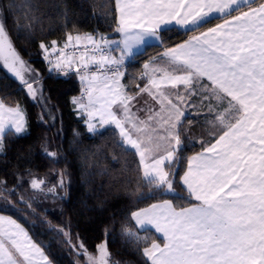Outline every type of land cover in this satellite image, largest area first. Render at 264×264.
Listing matches in <instances>:
<instances>
[{
	"label": "snow or ice",
	"instance_id": "snow-or-ice-1",
	"mask_svg": "<svg viewBox=\"0 0 264 264\" xmlns=\"http://www.w3.org/2000/svg\"><path fill=\"white\" fill-rule=\"evenodd\" d=\"M117 11L116 31L121 40H100L104 45L115 43L120 58H91L101 68L108 64L116 65L117 70L105 76L102 83H98L96 73L82 75L88 87L81 98L73 101L86 113L89 132L96 131L93 120H98L101 127L114 124L123 143L140 156L147 183L172 191L166 165L176 159L182 143L178 126L184 112L180 104L197 94L198 85L220 128L214 143L188 159L187 171L181 177L189 196L198 203L177 210L170 200H164L132 213L142 229L152 226L163 236V244L153 241L143 249V255L151 264H264V2L253 7L250 0H117ZM213 13L223 23L165 49L163 55L172 70H165L159 80L149 77L148 84L140 89L148 92L160 108L149 109L147 120L135 116L131 111L135 97L121 90L119 78L123 73L118 66L124 58L140 54V46L149 41L163 43L162 33L174 25L198 29L210 22ZM68 39L72 40L71 35ZM87 39L99 47L92 37ZM76 40L79 42L80 37ZM40 47L48 52L44 44ZM0 60L34 98L36 90L24 79V62L9 40L2 19ZM63 63L70 67L72 58L67 57ZM61 64L58 59L56 67L61 68ZM83 66L87 68V63ZM149 67L144 65L146 70ZM203 80L209 83H201ZM162 85L173 89L183 86L184 93L177 91L175 101L163 91L153 94L152 89L159 90ZM213 101L222 110H217ZM145 127H150L152 134L143 140L134 138V133L144 132ZM6 131L24 133L26 119L19 106L6 108L0 103V147ZM41 184L43 181H32L33 188ZM126 235L132 238L136 234L127 231ZM80 248L87 254L82 243ZM97 252L95 257L88 256V264H110L105 243L97 246ZM37 257L43 264H50L20 224L0 216V264H37Z\"/></svg>",
	"mask_w": 264,
	"mask_h": 264
},
{
	"label": "trees",
	"instance_id": "trees-1",
	"mask_svg": "<svg viewBox=\"0 0 264 264\" xmlns=\"http://www.w3.org/2000/svg\"><path fill=\"white\" fill-rule=\"evenodd\" d=\"M0 4L13 47L41 78V99L34 101L26 87L0 67V101L19 106L26 119L24 133L3 137L0 215L22 224L53 264H88V256L95 257L104 241L110 264H151L143 249L163 240L151 230H139L132 213L164 200L178 209L194 204L181 177L188 158L197 151L184 152L174 174L176 194L156 189L144 179L136 152L123 143L117 129L89 132L73 103L81 94V82L75 76L50 73L40 47L50 49L53 41L62 46L76 34L118 40L116 0H0ZM192 34L178 29L162 33L160 46L148 47L129 62L125 75L130 86L138 83L146 59ZM33 180L43 184L33 188ZM127 231L135 237L129 238Z\"/></svg>",
	"mask_w": 264,
	"mask_h": 264
},
{
	"label": "crops",
	"instance_id": "crops-1",
	"mask_svg": "<svg viewBox=\"0 0 264 264\" xmlns=\"http://www.w3.org/2000/svg\"><path fill=\"white\" fill-rule=\"evenodd\" d=\"M258 0H250V2L252 3V6L253 7H257L260 3H257L256 4V2H257ZM116 5H117V0H116ZM245 10H247V9H245ZM117 13H118V19H119V12L117 11ZM233 14H235V13H233ZM209 20H210V22H212V21H214V20H217L218 22L217 23H215V24H213V25H210V26H208V23H210V22H208V23H205V24H203L201 27H199L198 29H195V30H186V29H184V28H182V27H180V26H178V25H174V26H172V29H178V30H181V31H184V32H193V34L190 36V37H192V36H194V35H199V33L200 32H204V31H206L208 28H210V27H215L217 24H220V23H223V20L221 19V18H219L218 17V15L217 14H215V13H213L212 14V17H210L209 18ZM207 25V26H206ZM206 26V27H205ZM80 37V40H79V42H77V40H76V37ZM90 37H92L95 41H97L98 42V44H99V47H103V49L104 50H106V49H108V50H111L112 51V55H111V57H115V58H120V56H121V51H120V49L118 48V47H116V44L115 43H111V44H109V45H104L103 44V42L100 40V37H95V36H91V35H89ZM88 35H80V34H76V35H72L71 37H72V40L71 41H69V39L67 40V42L64 44V45H62V46H58V45H54L53 47H51L50 49L48 48V51H50V50H53V48H55V50H56V55L58 56V57H61L62 56V64H61V68H57L56 66L54 67V69L55 70H50V68H49V72L50 73H58V74H61L62 72H64L69 66L66 64V63H63V61L64 60H66V58L67 57H71L72 58V64H71V66L70 67H73V66H82V65H84L85 63H87V65H92V64H96L95 62H93L92 61V53L91 52H88V51H84V52H73V53H68L67 51H64V49H67V48H69V47H78V46H95L96 47V45H94L93 43H92V41H90V40H88L87 39V37H89ZM189 37V38H190ZM121 34H120V38L118 39V40H108V41H110V42H115V41H120L121 40ZM188 38V39H189ZM187 39V40H188ZM183 43V42H182ZM65 45H67V47H65ZM158 45H161V42H159V41H149L148 42V44H145V45H142V46H140V48H139V53L140 54H142L143 52H145V50L148 48V47H150V46H158ZM175 47V46H174ZM165 49L166 48H164L160 53H158L157 55H155V56H151L150 58H148V60H146L145 62H144V64L142 65V74H141V78H139V81H138V83L134 86V87H132V86H130V84H129V82H128V78H126V76H125V74L123 73V75L119 78L120 79V84L123 86L122 87V91L123 92H126L128 95H131V96H134L135 97V99L132 101V109H131V111H132V113H134V114H137V116L141 119V120H147V117H148V115H149V109H152V110H159V108H155L156 106H154V103L152 104V106L150 105V106H148V107H144L145 106V104H146V102H147V100H149V99H153V97L151 96V95H149L148 94V92H141L140 91V89H142V88H144L147 84H148V80H149V77H151V78H154V79H157V80H159L162 76H163V73H164V71L165 70H167V71H171L172 70V68H171V65H170V62L168 61V58L167 57H165L164 55H163V53H164V51H165ZM43 52V51H42ZM63 53V55H60V53ZM140 54H138V55H140ZM138 55H136V56H138ZM84 57V59L82 60L81 59V57ZM135 56V57H136ZM134 57V58H135ZM134 58H128V57H125L124 58V60H123V62L120 64V65H122V64H124V63H127V62H129V61H131V60H133ZM96 60L97 61H99L100 60V57H98V58H96ZM48 64V63H47ZM97 64H99V63H97ZM145 64H149L150 65V67H149V69H145L144 68V65ZM153 68H155V69H158V71H156V72H153L152 71V69ZM145 71H147L148 73H149V75L148 76H144L143 75V73H145ZM100 79H99V81H98V83H102L103 82V80H104V78L102 77H99ZM202 82H204L205 84H207V83H209L207 80H203ZM87 87H88V81L87 80H84V81H81V94L77 97V98H75V99H79V98H81V96L86 92V89H87ZM159 91H163V92H165L167 95H169V96H171L172 98H173V100L175 101V96H176V93H177V91H179L181 94H183L184 93V89H183V86H178V88L177 89H173L170 85H162L161 86V89H155V88H153L152 89V92H153V94H158V92ZM86 100H87V98L85 97V102H86ZM0 103H3L2 101H0ZM4 104V103H3ZM5 106H6V108L7 107H9V106H7L6 104H4ZM75 106H76V110H77V112L79 113V115L80 116H82V117H84L85 119H86V113H82L81 112V110L78 108V106L75 104ZM115 107V106H114ZM144 113H147V114H144ZM119 114V113H118ZM95 122L98 124V126H99V130L98 131H96V132H99V131H102V130H104V129H107V128H115V129H117L118 130V132L120 133V130L118 129V128H116V126L114 125V124H105L103 127H101L100 126V123H99V121L98 120H95ZM151 124H152V126H155V127H158V125H156L155 124V122H150ZM87 124V123H86ZM200 124H202V125H199V127H200V129L201 130H205L207 127H205L204 126V124L203 123H200ZM87 127H88V125H87ZM11 132H13V131H6V134L7 133H11ZM96 132H94V133H96ZM14 133V132H13ZM5 134V135H6ZM149 134H152L151 133V128L150 127H145V131L144 132H142V133H139V134H135L134 133V138H136L137 136H139V138L140 139H146V137L149 135ZM218 134H220V133H218ZM218 134L217 135H211V137H212V140H207V141H204L203 140V138L202 137H200L201 138V143L203 142V144L205 145V146H203V147H201V149H200V151H198V152H196V153H194V154H192L190 157H192V156H195L197 153H200V152H202L203 151V149L205 148V147H207V146H210V144L211 143H214L215 142V139L216 138H218ZM4 135V136H5ZM214 136V137H213ZM128 148H130V149H132V150H134L135 152H136V150L135 149H133L130 145H127V144H125ZM3 150V141H2V147H0V152ZM136 154H137V152H136ZM177 154H178V152L176 153V159H177ZM137 156H138V159H139V161H140V156L137 154ZM189 157V158H190ZM188 158V159H189ZM175 159V160H176ZM175 160L173 161V163L175 162ZM173 163L171 164V165H166V170L167 171H169V172H171V167H172V165H173ZM187 168H188V163H187ZM186 171H187V169H186ZM142 174H143V169H142ZM181 183H182V180H181ZM182 185H183V183H182ZM183 187L186 189V186H184L183 185ZM186 191H187V189H186ZM188 192V191H187ZM195 201V200H194ZM163 202V201H162ZM162 202H158V203H155V204H159V203H162ZM171 203L173 204V202L171 201ZM196 203H198L197 201H195V203L194 204H196ZM173 206L175 207V205L173 204ZM190 207V206H189ZM146 208H148V207H146ZM176 208V207H175ZM177 210H179L178 208H176ZM0 216H4V217H6V218H10V219H12V220H15L14 218H12V217H9V216H5V215H0ZM18 224H20L17 220H15ZM134 221V223H135V225H136V227L139 229V230H145V229H142L139 225H137L136 224V222H135V220H133ZM21 225V227H23L24 229H25V227L22 225V224H20ZM7 225H5V227H6ZM147 230H151V231H153L159 238H161L162 240H163V236H162V234L161 233H158V232H156L155 231V228L154 227H152V226H149L148 227V229ZM25 231H27L26 229H25ZM27 233H28V231H27ZM28 235L30 236V234L28 233ZM31 237V236H30ZM31 239H32V237H31ZM32 241L36 244V245H38L33 239H32ZM160 244H163V243H160ZM39 246V245H38ZM40 247V246H39ZM41 248V247H40ZM42 249V248H41ZM43 250V249H42ZM43 252H44V250H43ZM45 253V252H44ZM46 254V253H45ZM47 256V255H46ZM147 258V257H146ZM49 259V258H48ZM150 262V261H149ZM151 263V262H150Z\"/></svg>",
	"mask_w": 264,
	"mask_h": 264
},
{
	"label": "rangeland",
	"instance_id": "rangeland-1",
	"mask_svg": "<svg viewBox=\"0 0 264 264\" xmlns=\"http://www.w3.org/2000/svg\"><path fill=\"white\" fill-rule=\"evenodd\" d=\"M0 13H2V17H0V19H2L3 23H4V17H3L1 4H0ZM4 26H5V24H4ZM8 38H9V36H8ZM9 40H10V38H9ZM158 46H160V45H158ZM78 47L86 48L87 46H78ZM69 48H72V47H69ZM69 48L64 49V51L68 52ZM96 49L100 50V51H103V47H97L96 46ZM163 49L164 48H162L160 50L162 51ZM42 51H43V58L48 63V68H50L51 71L55 70L54 67L56 66L57 60L60 59L62 61V56L58 57L56 55V50L55 51L50 50L47 53L44 51V49H42ZM161 51L155 52L151 56H155L158 53H160ZM110 52L112 53L111 50H110ZM46 56H47V59L45 58ZM146 60H148V59H146ZM22 61L24 62V65H25V68L21 69L22 74L24 76V79L28 83H31L33 85V88L36 90L34 98H33L32 95L29 94L26 85L23 84L18 77H16L8 68H6L4 66V62L2 60H0V67H2L6 71V73L9 74V76H11L14 79L18 80L20 82V84H23L26 87V91H27L28 95L30 96V98L32 100H34V101L40 100L41 99V95H40V92H41V89H40L41 81L40 80H41V78H40L39 74L35 71L34 67L31 66V64H29L27 61H25L23 59H22ZM132 61L133 60H131L129 62H132ZM129 62L124 63L122 65L128 67V65L130 64ZM95 66H98V64L96 63ZM125 71H124V74H125ZM134 72H136V71H134ZM136 73H138V72H136ZM141 74L139 76L137 75L138 78H141ZM125 76L127 78L129 77L128 74H126ZM133 82L135 83L136 81L133 79ZM201 83H204V82H201ZM135 85H136V83H135ZM200 91H202V90L199 88V85H198L197 86V94L191 96V98L186 103L180 104V108L184 112V116H182L180 118L181 119V123L178 126V131L180 132V138H181V142L182 143H181V145L179 147V150H178L177 159L173 163V165L171 167V172H170V179L172 180V183H173V189H172V191H168L166 189V187L163 188L164 191L166 193H169V194H176L177 193L176 190H175V186H174V174H176L177 171H179L181 159L184 158V152H187V151L188 152H194V151L198 152V151H200L201 147L205 146L203 144V142L201 143V141H200L201 138L200 137H202L204 141H207V140H212L211 135L215 136L218 133H220V128L216 126V124L214 123V120H213L214 113H212V114L209 113L208 102L203 100L202 96L199 94ZM151 103L152 104L154 103V106H156L155 107L156 109L160 108V105L154 99L147 100V102H146L144 107H148L150 105L152 106ZM213 104H214V107L217 110H222L219 107V105L216 104L215 101H213ZM226 106H227V102L225 101L224 102V107H226ZM144 114H147V113H144ZM135 116H137V114H135ZM87 120H88V117L86 115V121ZM92 123H94L96 125V131H98L99 130V126L95 122V120H93ZM200 123H203L204 126L207 127V128L205 130H201L199 125H202V124H200ZM91 133H94V132H91ZM2 193H0V194L2 195ZM102 243H105L107 245V241H104ZM107 250H108V247H107ZM97 255H98V252H97ZM109 261H110V255H109ZM49 262H50V264H53L50 260H49ZM37 264H43V262L39 260V257H37Z\"/></svg>",
	"mask_w": 264,
	"mask_h": 264
},
{
	"label": "built area",
	"instance_id": "built-area-1",
	"mask_svg": "<svg viewBox=\"0 0 264 264\" xmlns=\"http://www.w3.org/2000/svg\"><path fill=\"white\" fill-rule=\"evenodd\" d=\"M88 51L92 53V56H95L96 58L101 57V55H107L110 56L111 52L109 50H103V51H98L95 47L93 46H87L86 48L83 47H72L68 49V52H84ZM127 69V66L124 65H119L118 70L120 72H124ZM117 70L116 65H108L105 64L103 68L98 66H95V64L92 65H87V68H85L83 65L82 66H73L69 67L67 70L62 72V75H68V76H75L79 81L81 80L82 75L90 76L92 73H96L98 77H105V76H111L114 71Z\"/></svg>",
	"mask_w": 264,
	"mask_h": 264
}]
</instances>
